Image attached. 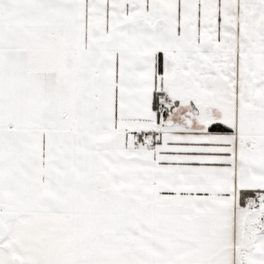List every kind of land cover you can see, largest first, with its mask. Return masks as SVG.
Returning a JSON list of instances; mask_svg holds the SVG:
<instances>
[{"label":"snow or ice","instance_id":"obj_1","mask_svg":"<svg viewBox=\"0 0 264 264\" xmlns=\"http://www.w3.org/2000/svg\"><path fill=\"white\" fill-rule=\"evenodd\" d=\"M0 264H264V0H0Z\"/></svg>","mask_w":264,"mask_h":264}]
</instances>
